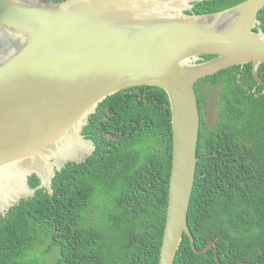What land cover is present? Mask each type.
I'll list each match as a JSON object with an SVG mask.
<instances>
[{
  "label": "water",
  "instance_id": "water-1",
  "mask_svg": "<svg viewBox=\"0 0 264 264\" xmlns=\"http://www.w3.org/2000/svg\"><path fill=\"white\" fill-rule=\"evenodd\" d=\"M197 1L0 0V217L41 188L54 193L58 172L87 161L97 145L84 130L104 99L158 86L173 130L159 264H174L185 233L197 253L214 246L219 264H244L224 263L217 240L198 249L188 224L201 130L196 83L251 63L264 84V0L200 14Z\"/></svg>",
  "mask_w": 264,
  "mask_h": 264
},
{
  "label": "trees",
  "instance_id": "trees-1",
  "mask_svg": "<svg viewBox=\"0 0 264 264\" xmlns=\"http://www.w3.org/2000/svg\"><path fill=\"white\" fill-rule=\"evenodd\" d=\"M241 1L202 0L194 9L210 13ZM259 19L264 29V8ZM259 74L264 80V63ZM203 86H220L214 124L204 114ZM196 88L201 130L188 214L195 244L217 240L224 263L264 264V84L247 63ZM84 133L97 145L87 161L58 172L54 193L41 188L0 217V264H159L173 158L167 92L120 90L100 103ZM215 250L197 253L185 233L174 264H219Z\"/></svg>",
  "mask_w": 264,
  "mask_h": 264
},
{
  "label": "rangeland",
  "instance_id": "rangeland-1",
  "mask_svg": "<svg viewBox=\"0 0 264 264\" xmlns=\"http://www.w3.org/2000/svg\"><path fill=\"white\" fill-rule=\"evenodd\" d=\"M203 91H207L206 103L204 105V114L207 122L210 124H214L218 118L219 113L218 96L220 93V86H210L208 89L206 88V86H203ZM53 256L50 258V260L53 259Z\"/></svg>",
  "mask_w": 264,
  "mask_h": 264
},
{
  "label": "clouds",
  "instance_id": "clouds-1",
  "mask_svg": "<svg viewBox=\"0 0 264 264\" xmlns=\"http://www.w3.org/2000/svg\"><path fill=\"white\" fill-rule=\"evenodd\" d=\"M199 160V159H198ZM198 165V164H197Z\"/></svg>",
  "mask_w": 264,
  "mask_h": 264
}]
</instances>
